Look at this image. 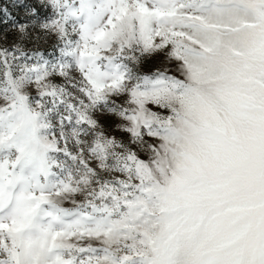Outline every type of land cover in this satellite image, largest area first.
Returning a JSON list of instances; mask_svg holds the SVG:
<instances>
[{"label": "snow or ice", "instance_id": "1", "mask_svg": "<svg viewBox=\"0 0 264 264\" xmlns=\"http://www.w3.org/2000/svg\"><path fill=\"white\" fill-rule=\"evenodd\" d=\"M0 264H264V0H0Z\"/></svg>", "mask_w": 264, "mask_h": 264}]
</instances>
